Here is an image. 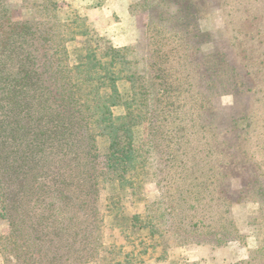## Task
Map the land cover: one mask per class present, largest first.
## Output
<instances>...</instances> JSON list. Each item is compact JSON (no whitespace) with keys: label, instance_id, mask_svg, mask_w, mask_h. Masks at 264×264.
<instances>
[{"label":"rangeland","instance_id":"1","mask_svg":"<svg viewBox=\"0 0 264 264\" xmlns=\"http://www.w3.org/2000/svg\"><path fill=\"white\" fill-rule=\"evenodd\" d=\"M42 1L4 0L12 22L31 21L41 14ZM90 1L54 0L61 23L79 16L92 28L89 35L68 44L70 52L88 46L113 47L102 27L115 17L90 20ZM104 1L97 0L96 8ZM128 12L139 31L137 42L127 45L135 47L130 55L138 60L149 57L155 64L150 71L151 103L145 109L137 106L145 91L138 88L134 106L139 123L133 128L134 145L149 146L148 183L142 184V194L132 195L119 189L117 182H107L99 193L100 202L119 197L124 215L147 216V222L158 229L168 219L172 229L188 238L187 250L195 249L194 242L211 238L205 254L212 247L231 252V258L220 264H264V0H128ZM119 91L122 102L128 101L129 83L123 81ZM112 112L125 113L122 105ZM105 147L106 141L98 140L99 154ZM161 177L172 182L159 191L156 182ZM181 182L183 188L177 190ZM160 195L166 205L153 202ZM184 197L187 204L181 201ZM165 206L176 210L166 215ZM1 207L0 193V215ZM165 228L170 229L167 224ZM224 228L225 237L214 235ZM209 229L214 234L204 237ZM8 232V222L0 217V237ZM124 235L106 230L103 247L112 252L91 264L121 260L119 246L124 254L143 250L137 239L148 238L150 228H130ZM164 238H170L168 233ZM219 239L224 244L215 247ZM176 242L173 238L167 243ZM179 249H168L156 262L176 264ZM1 250L0 264H4Z\"/></svg>","mask_w":264,"mask_h":264},{"label":"trees","instance_id":"2","mask_svg":"<svg viewBox=\"0 0 264 264\" xmlns=\"http://www.w3.org/2000/svg\"><path fill=\"white\" fill-rule=\"evenodd\" d=\"M39 9L31 21L12 22L0 0V217L9 227L0 237L4 264L99 263L101 255L112 252L103 247L106 230L122 237L130 228H150L148 238L137 239L143 250L124 254L119 246L122 259L113 264L156 262L172 247L186 248L188 238L168 219L158 229L147 216L124 215L119 197L106 203L99 198L107 182L132 195L142 194V184L148 183L149 146L134 145L133 128L139 124L134 106L139 88L145 91L137 106L149 107L155 64L130 55L134 46L70 52L68 44L92 32L87 19L75 16L61 23L54 0H43ZM123 81L131 92L125 102L119 91ZM119 105L125 113L114 116ZM100 139L106 141L102 154ZM170 182L161 177L156 185L160 191ZM181 201L187 204L185 197ZM153 202L166 205L163 195ZM175 210L164 208L166 215ZM166 224L170 231L162 229ZM222 231L209 229L204 237H225L228 232ZM164 233L170 237L166 241ZM173 238L177 242L168 244ZM210 241L194 242V250H208ZM141 255L146 258L137 259Z\"/></svg>","mask_w":264,"mask_h":264},{"label":"crops","instance_id":"3","mask_svg":"<svg viewBox=\"0 0 264 264\" xmlns=\"http://www.w3.org/2000/svg\"><path fill=\"white\" fill-rule=\"evenodd\" d=\"M96 4L97 0H91L87 4L89 7L93 6L92 9H89L90 20L95 22L101 21L103 18V21L104 19L108 21L109 17H115V21L102 27L105 28L107 38L110 39L109 43L113 47H124L137 42L139 37L137 20L129 15L128 0H105L99 9L96 8ZM222 249L224 248L210 250L206 254L198 249H179L177 250L178 262L176 264H220L224 259L228 261V257L231 258V252H220ZM168 263L154 262V264Z\"/></svg>","mask_w":264,"mask_h":264}]
</instances>
